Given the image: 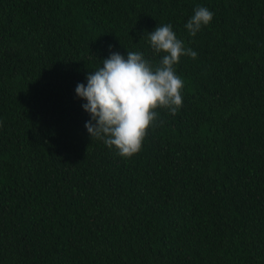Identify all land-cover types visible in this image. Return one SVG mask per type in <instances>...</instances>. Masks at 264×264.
<instances>
[{
	"label": "trees",
	"instance_id": "trees-1",
	"mask_svg": "<svg viewBox=\"0 0 264 264\" xmlns=\"http://www.w3.org/2000/svg\"><path fill=\"white\" fill-rule=\"evenodd\" d=\"M163 24L183 106L122 158L75 87ZM0 264H264V0H0Z\"/></svg>",
	"mask_w": 264,
	"mask_h": 264
},
{
	"label": "clouds",
	"instance_id": "clouds-1",
	"mask_svg": "<svg viewBox=\"0 0 264 264\" xmlns=\"http://www.w3.org/2000/svg\"><path fill=\"white\" fill-rule=\"evenodd\" d=\"M213 15L208 8L197 6L185 24L189 35L195 36ZM147 34L151 49L160 56L157 63L140 51H127L126 57L112 52L101 60V67L87 74L86 85L75 87L76 97L85 101L82 109L90 116L84 125L90 138L101 140L122 158L141 150L149 128L159 120L158 109L176 115L183 106L185 84L175 66L182 56L197 57L171 24L156 26Z\"/></svg>",
	"mask_w": 264,
	"mask_h": 264
}]
</instances>
